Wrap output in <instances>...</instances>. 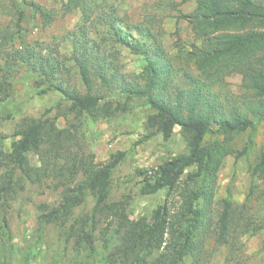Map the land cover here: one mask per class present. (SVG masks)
<instances>
[{
    "label": "trees",
    "instance_id": "1",
    "mask_svg": "<svg viewBox=\"0 0 264 264\" xmlns=\"http://www.w3.org/2000/svg\"><path fill=\"white\" fill-rule=\"evenodd\" d=\"M23 3L31 6L43 26L50 25L54 19L52 9L36 2L12 1L11 6L17 10V19L13 25L0 27V57L4 58L5 67V70H0V90H6L11 85L16 70L27 71L37 82L39 88L35 90L36 93L57 92L59 101L69 102L68 110L75 116L87 115L95 119L101 111L104 116L108 115L111 103L105 100L99 105L104 94L94 88L89 69L93 58L100 56L98 52L103 40L95 42L97 46H94L90 32L84 26L92 14L98 12V21L108 19V33L114 42L142 53L146 58L140 76L144 82L125 86L122 93L127 97L140 96L146 100L152 111L146 118V127L155 128L163 138H168L177 126L187 142V152L162 162L150 172L141 171L140 193L154 194L166 188L170 193L178 190L179 204L174 206L176 209L173 211L168 202L170 193H167L165 200L152 210L150 218L140 216L129 219L122 204L108 201L110 175L123 159L122 152H117L107 164L96 165L91 153L85 155L79 149L71 151L72 146L69 145L76 144L71 142L73 133L69 128H59L54 117L45 114L26 117L15 131V138L11 140L8 150L0 147V167L4 163L10 167L0 185L3 195L15 193L16 188L23 187L26 180L42 185L46 177L54 179L63 176L64 180L55 183L56 188H61V202L54 207L40 204V223L60 221L64 225L70 217L69 213L84 204L86 194L90 193L95 199L92 212L81 219L79 227L76 225L79 219L73 220L67 228L65 239L79 236L81 232L77 243L83 239L92 249V232L99 221L96 215L105 218L115 215L118 222L113 229L117 241L108 257L111 263L204 264L207 238L213 237L218 245L230 247L232 239L237 236L235 233L241 235L249 229L264 228V224L254 226L252 220L238 216L229 193L221 200V210L211 229L204 214L213 197L215 174L224 155L231 151L228 140L236 133L254 128L255 122L249 118V114L264 113V0H196L194 11L184 15L193 25L195 37L200 40L198 44H192L189 52L195 72L183 69V84L176 85L171 94L166 92V79L176 70L172 61L158 44L149 46L141 39L138 42L133 36L134 30L139 31L137 26L126 19L120 26L115 13L117 7L111 0H61L60 7L64 12L73 9L81 12L78 25L83 27L81 35H73L79 36L73 59L78 67L83 92L60 72L61 61L53 51L45 56L41 50L34 49L35 45L25 42V29L20 23ZM145 29V33H150L149 29ZM16 39L20 47L12 45ZM149 50L154 51L151 57L147 56ZM94 51L96 55L90 59ZM106 73V66L98 63L94 75L99 85L111 88L116 75ZM231 73H239L242 77L244 103L241 105L227 106L221 103L213 90L224 76ZM211 134H220L224 139L206 143L207 135ZM151 135L154 134L143 135L138 142L147 140ZM246 149L237 155H242ZM29 151L40 155V166L29 165L26 157ZM62 155L66 162L58 165L57 160ZM192 165L196 166V170L188 172L181 184L184 170ZM78 173L82 178L75 181ZM251 174L264 179V148L252 165ZM70 181L71 184H68ZM4 227V224L0 225L1 229ZM102 231L107 246V228Z\"/></svg>",
    "mask_w": 264,
    "mask_h": 264
},
{
    "label": "rangeland",
    "instance_id": "2",
    "mask_svg": "<svg viewBox=\"0 0 264 264\" xmlns=\"http://www.w3.org/2000/svg\"><path fill=\"white\" fill-rule=\"evenodd\" d=\"M12 1L23 0L0 1V27L13 25L17 19V10L11 6ZM31 1L52 9L54 19L50 25L43 26L31 6L23 3V19L20 23L25 29V42L35 45L34 49L41 50L45 56L53 51L55 57L61 61L60 72L83 92L78 67L73 59L79 37L73 35H81L83 27L78 25L80 10L64 12L60 7L61 0ZM111 3L117 7L115 13L120 26H123L124 19L137 26L139 31L134 30V38L137 41L141 39V42H146L149 46L158 44L164 55L172 61L176 70L166 79V92L171 94L176 85L182 86V70L195 72L189 54L191 46L200 42L195 37L193 25L184 16L194 11L196 0H111ZM99 15L94 12L84 26L90 32L94 46H97L95 42L103 40L98 52L100 56L93 58L89 69L95 83L94 88L104 94L99 105L105 100L111 103L108 115L104 116L101 111L95 119L87 115L77 117L69 112V102L59 101L60 95L57 92L36 93L35 90L39 87L37 88L33 75L27 71L16 70L17 74L11 85H8L6 90H0V147L4 151L8 150L23 118L38 117L42 114L54 117L59 128H69L73 133L70 136L71 142L76 144L69 145L72 146L71 151L79 149L85 155L91 153L96 165L107 164L117 152L124 154L123 159L112 169L108 201L122 204L129 219L140 216L148 219L152 210L165 200L170 191L166 188L154 194H141V171L150 172L162 162L186 153L187 142L177 126L166 139L155 128H147L146 118L152 111L146 100L140 96L127 97L122 93L125 86L144 82L140 76L146 65V58L142 53L114 42L108 33V19L98 21ZM145 28L149 29L150 33H145ZM12 45L20 47L17 39ZM153 52L150 51L147 56L151 57ZM95 55L96 51L90 54V59ZM98 63L106 66L107 75H116L111 88L99 85L94 75ZM0 68L1 71L5 70L2 57ZM241 83V75L231 73L224 76L213 90L218 94L221 103L227 106L241 105L244 103ZM249 118L255 122L254 128L236 133L228 140V148L231 151L224 155L215 174L213 197L204 212L206 220L211 224L210 229L221 210V200L228 193L238 216L252 220L254 226L264 224V179L255 178L251 174L252 165L264 148V113L249 114ZM146 134L154 135L139 143L138 140ZM223 139L220 134H211L207 135L206 143ZM245 147L246 151L237 155ZM26 157L30 166L42 164L38 153L29 151ZM63 157L64 155L57 160L58 165L66 162ZM9 168L5 163L0 167V185ZM194 170L195 165L187 167L180 183L183 184L186 174ZM52 178L46 177L42 185L26 180L23 187H17L16 192L11 195H3L0 191V225H5L3 229L0 228V264H120L111 263L108 259L117 241L113 229L118 222L115 215L107 218L96 215L99 221L92 232V249L82 241L83 239L77 243L81 232L79 236L65 239L71 222L79 219L76 223L79 227L81 219L92 212L95 199L90 193L86 194L84 204L69 213L70 217L68 215L64 225L60 224V221L43 225L40 223L39 205L44 203L54 207L61 202V188H56L55 183L64 180V177ZM81 178L78 173L75 181ZM68 184H71V181ZM177 194L179 192L175 190L168 196L173 211L176 209L174 206L179 204ZM105 228L107 246L102 236V230ZM235 235L237 236L232 239L230 247L218 245L213 237L207 238L204 264H264V228L249 229L247 233Z\"/></svg>",
    "mask_w": 264,
    "mask_h": 264
}]
</instances>
